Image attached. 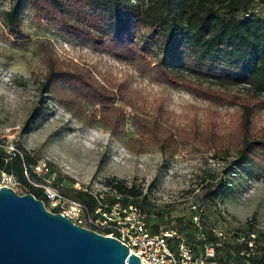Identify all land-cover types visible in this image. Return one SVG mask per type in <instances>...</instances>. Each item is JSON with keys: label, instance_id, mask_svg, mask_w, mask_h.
<instances>
[{"label": "rangeland", "instance_id": "374dc122", "mask_svg": "<svg viewBox=\"0 0 264 264\" xmlns=\"http://www.w3.org/2000/svg\"><path fill=\"white\" fill-rule=\"evenodd\" d=\"M11 3L0 0V150L11 154L23 148L36 162L47 164L46 175L28 172V182L50 186L71 200L87 194L95 209L116 201L136 204L150 231L175 230L198 259L207 235L220 230L224 236L216 237L212 264H248L241 238L264 233V157L237 166L239 107L172 88L135 59L99 49L93 40L42 20L30 7L21 15L25 38L15 42L4 21ZM248 9L264 14V0H252ZM147 32L138 29L134 43L145 46L148 58L155 61L161 53L144 43L141 36ZM47 58L61 70L90 74L111 91L114 104L101 108L80 101L73 110L58 93H42ZM59 91L70 93L64 83ZM225 93L242 96L244 91L230 88ZM144 122L171 133L163 149L141 127ZM250 135L264 141V109L254 113ZM108 179L125 180L142 195L125 202L105 186ZM0 186L18 195L27 193L3 173ZM192 206H197L202 230L194 224Z\"/></svg>", "mask_w": 264, "mask_h": 264}, {"label": "trees", "instance_id": "16d2710c", "mask_svg": "<svg viewBox=\"0 0 264 264\" xmlns=\"http://www.w3.org/2000/svg\"><path fill=\"white\" fill-rule=\"evenodd\" d=\"M11 2L4 21L15 42L25 38L21 15L25 7H30L42 20L93 40L99 49H105L114 56L120 53L135 59L147 67L156 80L172 88L217 105L238 106L241 147L237 153V166L251 164L264 157V141L250 135L254 113L264 109V14L257 15L248 9L252 0ZM140 28L148 30L141 36L144 43L156 47L161 53L155 61L148 58L145 46L138 47L134 43ZM46 64L49 71L41 86L42 93H58V98L73 110L78 108L80 101L101 108L114 104L111 91L90 74L61 70L50 58ZM62 83L68 85L70 93L59 91ZM230 88H241L244 94H226ZM135 125L139 127V122ZM141 127L162 149L164 143L172 139L169 131H159L156 124L144 122ZM20 149V152L11 154L0 150V173L11 176L27 189L26 194L42 200L47 207L43 190L32 186L26 177L28 172L33 174V166L37 162L26 150ZM105 186L124 196L125 202L128 198L135 200L142 195L141 190L125 180L108 179ZM78 199L90 212L96 210L87 194L79 193ZM246 238L249 237L246 235ZM216 240L213 234H208L203 248L206 245L217 247ZM252 240L254 247H261L257 255L251 252L246 258L248 264H264V233ZM176 241L179 240L173 239L171 243ZM242 245L246 250V243Z\"/></svg>", "mask_w": 264, "mask_h": 264}, {"label": "water", "instance_id": "95a60500", "mask_svg": "<svg viewBox=\"0 0 264 264\" xmlns=\"http://www.w3.org/2000/svg\"><path fill=\"white\" fill-rule=\"evenodd\" d=\"M0 264H141L114 238L50 212L32 194L0 186Z\"/></svg>", "mask_w": 264, "mask_h": 264}, {"label": "built area", "instance_id": "2783aa9c", "mask_svg": "<svg viewBox=\"0 0 264 264\" xmlns=\"http://www.w3.org/2000/svg\"><path fill=\"white\" fill-rule=\"evenodd\" d=\"M32 172L37 177H43L48 172L47 164L43 161L37 162ZM10 178L12 177L6 175V179ZM31 184L43 190L50 212H58L77 226L87 229L92 227L103 234L106 233L105 236L114 238L127 247L129 253L139 258L141 264H212L215 254L213 246H204L203 257L195 258L191 248L184 243L175 230H162L156 233L150 231L145 215L135 204H122L116 201L112 206L104 205L90 212L81 202L62 196L50 186ZM191 210L196 214L193 217L196 228L202 230L197 206H192ZM97 216H101L103 220L100 221ZM211 231L217 238L224 236L220 230L212 229ZM247 236L249 238L246 236L241 238V243L247 245V249L242 252L246 258L254 249L252 240L254 236L249 234ZM173 239L179 240L176 249L171 247Z\"/></svg>", "mask_w": 264, "mask_h": 264}]
</instances>
